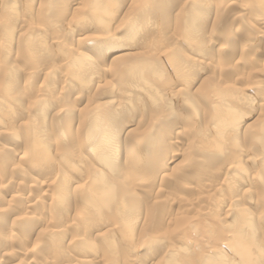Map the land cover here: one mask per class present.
Returning a JSON list of instances; mask_svg holds the SVG:
<instances>
[{
  "label": "bare ground",
  "instance_id": "bare-ground-1",
  "mask_svg": "<svg viewBox=\"0 0 264 264\" xmlns=\"http://www.w3.org/2000/svg\"><path fill=\"white\" fill-rule=\"evenodd\" d=\"M149 1L150 0H60V1L59 0L58 1L0 0V42H1L0 49L3 54V58L1 56L2 60H0V64L3 66L2 69H0V74L2 78L0 84L3 87L2 93H0V109H4L8 112L10 108H14L13 110L15 111L16 110L15 107L18 106L14 103L17 99L15 100V98H13L14 96H12V98L10 96V93L11 92L13 93V91H15L16 88L15 87L16 85L14 86L15 88L12 86L14 85L13 81L15 79V76L14 77L9 76L8 74L10 71L5 70V69L7 70L9 69L5 60L9 56V48L11 47L12 42H15L14 38L17 36L18 48L21 51V55L23 56L27 55V57L28 55L30 56L34 55V58H38L35 57L36 56L35 54H37L35 52H39V54L43 55V53L47 51L46 50L47 43H45L42 39L43 36L47 33V30H49V28H51V30H55V29L59 31L62 30L63 32L68 31V33L70 34L71 22L67 20V18L65 17V14L67 13L66 10L69 8L78 7L80 2H82V4L83 2H86V6L84 5L85 12L84 11L81 12L83 14H81L80 16L83 15V17L79 20L80 22L79 26L83 27V29L85 27L86 29L93 28V30L94 31L96 30V32H94L95 34H93V37L86 38L79 35L77 37V43L78 45H80V47L74 49L66 48L67 50L64 51L67 55L66 57L67 58L66 62L68 66L67 79H70V81L72 80V82L79 83V87L77 88V93H75V95L70 100L74 103V106L80 104L79 103L80 99H83L85 97V96L83 97V95H85L83 93L90 90L91 88L89 87L90 81L93 80L92 82L96 81V83H98L99 81L97 82V80L102 75L104 76V74H108V73L111 74L110 76L112 77V80H110L108 83L106 82L107 84L105 86H99L100 85L99 83H98L99 85L95 86L96 83L94 82L95 85L93 86H95L94 87L95 93L93 95V98L98 99L101 96H103L101 98L104 97L106 98L105 101L103 99V102L100 103L98 110L94 109L95 111L92 112L88 107L84 109H82V107L76 109L80 111L77 112L80 114L79 116L83 117V119L81 118L80 123L78 124L76 123V124L77 127L79 126V130L81 131V134L83 133L84 135V141L81 142V145L82 144L87 145V148L84 150V153L87 152V150L89 151V154L91 155L90 158L96 161L99 167H101L100 170L97 169L99 167L97 166L96 168L95 165L96 169H94L93 166V169H89V170L84 169L85 171H83V166H86V163H88L91 160L88 159L89 157L86 158L88 159V161H86L80 155H74L71 158H66L67 156L62 154V152H59L60 150H58L57 152L56 150H52L47 146V143L45 141L48 135L47 131L50 133H54V135L56 133L57 135H55V137L57 138L60 137L61 139L62 137H64L65 139L66 137L65 132L70 131L68 130L67 127L68 124L63 125V127L61 126L62 128L61 127L59 128L58 125L60 123H58L56 119H55L56 121L52 119L51 121L49 119L50 121L47 123L48 120L47 117L45 118L47 125L46 126L44 125V127L46 128V132L44 131V129H42L43 127L35 124L34 125L29 124L31 126L25 132L26 133L25 139L27 140V141L25 140L27 144L26 155L29 157L30 162L33 164L32 166H34L35 168L34 170L36 169L37 171L42 169L44 170L46 168H49L50 164H53L57 160H59L62 161V164H64L67 167L66 169L69 172V174L67 173V175L61 172L62 174L60 179L63 180L62 184L59 183V185H55L56 181L54 184L53 183L54 179H53L52 183L55 185V186L52 185L53 188L51 187V182L49 185V181L48 183H43L44 181L42 179L43 182L41 181V183H38L36 182V180L38 179L37 177L31 178V181L34 182L32 183L34 184V186H39L40 190L46 188L45 189L46 191L48 189L49 192L50 191L52 192L50 193L51 200L49 198L48 199L50 200V202L52 201L50 206L53 205L52 206L53 213H52V217L49 216V218L51 219H48L50 220L48 221V223L50 222L56 224L61 220H63L65 216L67 217L69 211L68 208L70 205H73V207L76 209L75 212L78 215V217H80L79 216L80 214H82V216H85V217L81 216L82 217L81 224L74 223L75 218L73 217L70 218L73 220V223L72 221H69L68 224H65V227L59 225V230L55 229L57 230V232H54L57 239L52 240L54 242V247L55 248H57V246L59 247L60 243L66 240V238L68 237L66 231L68 230L71 232L75 231L77 233V235L75 233L74 237L78 235L82 236L89 229H91V231L95 230L94 231L95 234H93V236L95 235L94 238H98V240L101 241H106L107 245L105 247L106 248L105 252L106 250L108 252H106L107 254L105 253L104 256H107V260H110L109 263L112 264V261L115 262V259L118 257V256L115 257L114 254L110 256V252L114 250L115 242H116V241L113 242L112 239H110V236L112 235L111 231L113 229V226L111 230L108 229L110 230L109 231L110 233L107 231L102 234L96 231L99 228L95 229L93 228V226L97 228V226L103 225L105 228L106 225L105 223H107L108 220L109 222L113 220L115 224L116 223L119 224L118 225L119 228L116 229H119L120 233H122L121 235H123V238L126 239V241L127 240L129 241L128 247H126L128 248V251L126 253L127 256L129 253L132 254L142 249L144 250L146 249L145 250V252L147 253L146 259L140 260L138 258L139 260H137L135 258L134 259L132 258L129 261L127 260L128 264H264V203H262L264 201L261 200L262 201L261 202L259 199L260 196H264V180L258 177H257L258 179L252 180L251 178H249V176L247 177H241L242 175L239 176V172H241L244 169L242 163L239 162L238 164V161L235 160L237 162L236 166L231 164L230 165L228 164L229 166L227 167L225 166V168L227 169L224 172L225 178L223 182L224 185L223 191L221 190L222 189L221 188L220 191L218 192L219 190L218 188L220 186H217L218 190L214 193L213 196L208 197L209 196L208 193L214 192L215 189L213 187V184H211L213 183L212 181L210 183L204 184L203 187H198L200 185L194 186L193 183L191 185L189 184L181 185L191 190V192L196 190L198 191L197 192L198 194L204 192V194L200 196V198L198 197L199 199H201L198 202L194 200L195 196L194 197L191 196L193 199L181 196L179 191L176 189L179 186L176 184L175 181H173V179L170 178V176H162L163 179L161 180V182L164 184L166 189H164L163 187V189H160V191L158 192L156 191L157 193L155 194L152 193L151 186H154V184H152L153 182L151 181L145 179L142 180L140 178L141 181L139 183V187L141 190H139V192L136 193L132 189L133 188L132 184L134 183V180L130 181L129 179H126L129 188L124 189V186L126 184L125 185L123 184L125 182H122L120 180L118 181L117 179L111 180L110 178L112 177L108 176L110 172L112 173L117 169L116 167H119V169L117 170L119 172L121 169H123L122 167H124L125 164L128 170H130V174L134 178H137L138 176L141 177L142 174L145 177L146 175L145 172L147 173L150 172L148 176L151 178L152 175L150 174H154L156 172L155 169L158 168L162 169L166 167L168 168L169 167L168 164H170L173 160H176L178 158L179 160H181L180 155L178 153H175L174 151L171 152V156L168 159V160L170 159L172 160V161L170 160V163L168 160L167 161L158 160L157 157L160 153L157 151L158 154H151L150 156L148 155V157L145 158V160H148V163H150L151 165L149 166L150 168L144 166L142 167V165H140L141 160L144 159L142 158L143 155H141L142 154L141 151H144V149L149 147V145H155V147L151 148L152 150H155L158 144L167 145L166 143L164 144L163 140L161 139H159L160 141L158 140L159 141L158 144L157 143L155 144L154 139H156L155 137L158 134H160L161 137L163 135H166L168 139L165 138L164 136L162 138L167 139L169 143L171 142L172 145L175 144L174 146H176V143L173 142V140L176 139V136L178 134L180 135L184 133L183 131L187 129L186 127L188 124L184 121V118L177 120L175 117L176 113L171 107V105L174 103V100H176L177 98L180 99L181 101L180 103H182V105H184L185 108L187 107L189 109L191 107L193 109V113H194L193 116H195L196 120L198 114L203 109L201 108V104L203 105L204 103V105H206L205 110L207 112H205V114L209 118V121L206 123L204 131H201V129L199 130L200 125L198 124L197 126L199 131L197 130L194 131H197L196 136H199L200 139L199 144L205 142L207 143L206 148L203 147L202 152L203 151L205 152V157L208 160V164L211 163L210 161L216 160V157H218V159L220 160V157L222 156L219 157V153L223 151H227L228 147L237 144L240 135H244V140H246V142L249 143V145L250 144L254 145L255 142H259L257 144L258 146L257 145L256 146L258 147L260 154H262L263 156L261 160H263L262 163L264 164V142H263L264 115L261 118L259 117V123L257 127L258 132L256 134L254 133L255 134L254 135L252 134V132H254L256 128L251 127L249 125H245L244 123H246L245 119L247 118V115L244 116L243 111H239V110H244L245 112L246 107H251L252 109L254 108L259 109L262 105H264V103L260 101L257 104L251 101L250 99H248L246 97L247 94H245L247 88H244L246 89V91L244 92L243 88L242 89L237 88L238 85L231 84V82L229 83L227 81L228 83L226 82L224 83L220 81V83H218L217 79L215 80L214 75L213 77H211V79L210 78H206L205 80L200 79L202 76L201 74L204 71H206V69L213 67V63H214V61L207 56L209 52L206 51H212V48L215 47V45L213 46L211 44V33H209V35L208 34L206 35V32L204 33V31H206L205 28H207V27L204 28V25H206L205 21L207 19L206 20L204 19V21L202 20L203 18L202 15L204 16L206 15L204 13L208 12L207 15L212 14V12L210 13L209 11L205 12L209 7L207 6V3L203 4L201 0H188V2H185L184 0L185 3L183 4V2L181 1L183 4L182 7L183 10H181L182 13L179 10L180 14L177 17L174 16L177 18L176 20H174L176 27L174 29L173 34L166 37L164 36L166 35L165 32L164 33L162 32L163 30L158 31L157 29L158 26L156 25L157 26L156 28L154 26L155 21H159L163 18L161 20L163 22V20L167 18L165 17L166 14H163V12H160V10L157 8V5L160 4V1L159 2H152V1L149 2ZM253 1L256 2V5L258 6V8H260L259 10L261 12V8L264 6V0H253ZM124 2L128 3V6L126 8L124 6ZM160 6L163 7L162 5ZM262 11L264 12V9ZM59 12H61V14L60 15L57 14V17H61V18L55 17V14ZM126 14L128 15L127 19H126ZM118 15L120 16L124 15V16L123 18L118 17L121 19H117L116 16ZM216 16L218 17L219 15ZM217 17H215L216 21L218 20ZM209 18L211 19V17ZM42 19L44 21L48 20L49 22L45 23L43 22ZM139 19L143 21L148 19L150 23L141 24V22L139 23ZM199 19L200 21L198 22ZM215 20H213L214 23ZM81 22L82 23L85 22L86 24L81 25ZM207 22H208L207 25H209V20H207ZM163 23L165 24V22ZM212 25L211 26L209 25V28L212 27ZM214 26H216V24ZM251 28H252L251 29L252 32L255 35V38L264 39V23L260 22L258 25H256V27L254 26ZM211 29L212 28H210V30ZM86 31H82L81 33ZM88 31L92 32V30H88ZM56 35L57 34L55 32L54 36ZM129 35H132V38L130 39V44L126 45L127 42L129 41ZM230 39L231 38L227 36L225 41H230ZM55 43L57 44V42ZM50 45H52V42ZM60 46H59L60 50L58 52L62 51L65 47L64 45H60ZM50 49L51 48H49V51ZM213 52L216 53L217 56H220V54H224L225 49L222 48V46L220 47L216 46L215 48H213ZM20 57L19 59H21ZM61 60L63 59L61 58L60 61ZM54 61L52 59L51 62L53 63ZM220 64L222 65V63ZM53 66L56 67L55 65ZM31 69H33L34 73H36L35 75L32 76L37 77L36 75L40 71L38 66L37 68H31ZM62 69L63 68H61V70ZM221 69L224 70V67ZM210 70H212V68ZM230 70L232 71V69ZM169 71H174L175 76L173 77L176 78L181 74L183 78H181V81L177 80L178 83H176V81L173 84L167 82L169 83L168 84L169 87L167 88V90L163 91V87H164L163 82H165L166 84V81L164 80L165 79L171 80L172 78L171 73L168 76ZM222 71L218 70L216 72L214 69L212 73L217 74L218 72H220L221 74ZM21 74L20 76H22ZM61 74L63 76V73ZM236 74L237 72L235 73V75ZM29 76L30 75H28V77ZM41 76L43 77L44 85H50V86L52 85L53 76H50L49 72H44L43 74H41ZM53 84H55V82H53ZM69 86L70 85L67 84L64 88H62L64 93H66V91H68L69 93V88H68ZM52 88L55 89L54 86ZM20 90L18 89V92ZM21 93L22 92H20V94ZM99 93H101L100 94L101 96H99ZM36 94L35 95L38 97V93ZM43 94L45 95V93ZM51 94L53 93L51 92ZM63 95L62 97L65 98L66 95L65 96ZM47 96L49 97V95ZM52 98L54 99L53 96ZM20 99L22 100V98ZM30 99L31 98H28L29 101ZM46 99L42 100L38 97L37 100V98H35L36 102L32 107V109H30V105H28L29 107L27 106L29 109H27L26 112L24 113L25 116L28 115L29 117L30 116L33 118L35 117L36 119L37 111H35V109H37L38 104H41L43 102L42 104L43 107L47 106L48 110L51 108L58 109L59 111L57 112L58 114H61V116H63L64 118L69 117L68 119H70V121L73 120L72 117L75 112L74 106H70L73 107L70 109L64 107L65 103L63 104L61 103L63 106H60L59 100H57L56 98L54 101L46 100ZM84 99H86V97ZM89 99L87 98L86 101ZM67 100H69V97L67 98ZM63 101H65V99ZM72 102L70 104H72ZM196 102L201 109L198 110L199 106L196 104ZM230 102L233 103L234 106H232ZM31 103L32 100L30 104ZM195 104L197 105V107H194ZM102 108L105 109L107 108L111 112L106 115L107 112L101 110V112L103 113L106 112L105 115H103V113L99 112V110ZM146 109L147 110L149 109L150 111L152 110V112L149 115H147V117L149 116L147 121H145ZM14 113L12 114V116L10 115L12 119L15 118L13 116ZM132 115L140 116L139 117L140 121L136 124L138 128L135 127L134 128L135 130L137 129L140 130V128L142 130L139 136H131L134 137L133 138L134 141L121 138L120 135L122 131L120 132L112 131V128L116 129L115 125L121 122L118 121L117 116L122 118L128 116L127 118H129V116L132 117ZM45 116L47 115L45 114ZM33 118L31 120H34ZM37 124H39V122H37ZM130 124L131 126H134L133 125L134 123H132L131 120L124 122L122 129L125 130L127 127H129ZM139 124H143L141 125L143 127H141ZM98 126H100L101 128H98ZM4 128H5L4 125L0 122V132L3 134L6 133V135H8L7 132L4 133L1 131V129L3 130ZM194 128L196 129V127ZM182 129L183 131L179 133ZM21 130H23V128ZM130 132L132 131H129V134ZM124 135L126 136L127 133ZM8 137L16 140L15 139L16 137L14 135H10V136L8 135ZM73 137L74 136L72 135V138ZM187 138L189 137L187 136ZM77 141L78 142H76V144L79 143V140ZM81 145L79 147L82 150ZM193 145L194 144H191V146ZM199 150L198 152H200ZM21 152H19V154ZM4 154L5 155L2 158L3 162L1 164L6 165V162L9 161L8 158H10V156L8 157L9 153L8 154L4 153ZM184 154L185 153H182L181 155ZM185 158L182 157V160H184ZM24 159H26V157H24ZM252 159L253 158H251V160ZM182 160L180 162H182ZM199 164H201V162ZM175 166L176 165H174L173 167ZM3 167L5 168L6 166ZM17 167H18L17 168L18 172H21L22 169L21 168L19 169V166ZM6 168L8 169L9 166L7 165ZM178 168L182 169V165H179ZM250 169L248 171H250ZM262 169L264 170V168ZM55 172H53V175ZM118 174H120V172ZM124 174L121 173V175ZM72 175L74 176L72 177ZM116 175L117 173H115L114 176L116 177ZM178 175L181 176L180 173ZM82 176L83 178H81ZM117 177H119V175ZM175 177L177 176H173V178ZM123 178H125V175ZM149 182L150 184H148ZM252 185H254L255 193L257 194V196L256 194L253 195L254 194L252 193L253 191H249V189L254 190ZM73 187L76 188L77 190L74 189V191H72ZM160 188H162V186H160ZM45 190L43 191L45 192ZM41 193H39V195H41ZM40 199L41 198H39L37 201L39 202L40 206L42 205L41 206L42 208L44 203H41ZM199 205H203V207L200 208L199 211L197 210L198 216L193 217L194 216L193 215L189 219L184 216L185 214L191 213L193 209L198 208ZM32 208L33 205L31 204V202L23 203L22 210L25 213L27 210L31 211ZM35 218L37 220L40 219L36 216V214L34 217H32V220H34ZM158 220L161 221L159 226L157 223ZM139 222L141 223L140 224L141 227L139 230H136V228L140 226ZM46 223L47 222H45V224ZM95 223H97V226H95ZM110 223L114 225L112 221ZM165 223L167 224L169 223L171 225L174 224V226H172L174 231L171 235L167 234L163 230H159V228H161V226L163 227ZM54 226L55 225H53V227ZM46 229H48V227ZM116 229L115 230L113 229L114 232H116ZM155 229L156 231L153 232V230ZM169 230H171V228ZM48 232H50V230L47 231V234L44 232L45 236L49 235ZM135 232H137L138 234L136 235ZM118 233L119 232H117V234ZM187 233L190 236H193L194 238L195 237L198 238L199 236L201 237L199 233L202 234L204 243L202 245L199 243L194 244V242L192 243L190 240L185 239V237L188 236ZM51 234L54 235L52 230H51ZM51 234L49 236H51ZM51 237L55 238L54 236ZM82 237L79 236V239ZM89 238L90 236L88 237V241L90 240ZM1 239H2V235L0 234V240ZM71 240H72L70 241L71 243L74 242L73 239ZM121 242L125 243V241H121ZM51 244L53 243L51 242ZM58 250L60 249L58 248ZM159 251H160V255H159L160 257H158V259L156 260L155 257L156 255L158 256L157 253ZM122 252L124 253V251ZM63 255L68 256L67 252H64ZM87 258L88 257L86 258L82 257L80 260L77 259L76 260L78 264H93V262H91L93 260L91 259L87 260ZM69 260H71V258ZM68 263L71 264V262Z\"/></svg>",
  "mask_w": 264,
  "mask_h": 264
},
{
  "label": "rangeland",
  "instance_id": "rangeland-1",
  "mask_svg": "<svg viewBox=\"0 0 264 264\" xmlns=\"http://www.w3.org/2000/svg\"><path fill=\"white\" fill-rule=\"evenodd\" d=\"M56 1H58V0H56ZM151 1L152 2H159L160 1V4L157 5V8L160 10V12H163V14H166V16L165 15L164 16L167 17L166 18L167 20L169 19L168 21L166 19H164L167 22L163 20V22H165V24L161 21L163 18L161 20H159L160 22L159 21H155V24H154L155 28L158 26L157 27L158 31L159 30H163L162 32L163 33L165 32L166 35H164V36H166V37L172 35L173 32H174V29L176 27L174 20L177 19L176 17L180 14V11L183 10V8H182L183 4L185 2H188V0H185V2H184V0H177V3H176V0H166L167 2L164 1V0L163 1L162 0H155V1L150 0L149 2H151ZM181 1L183 2V4H182ZM201 1L203 2V4L207 3V6H209L205 12H207V11H209L210 13L212 12V14H208V15H207L208 12L204 13L206 15L205 16L202 15L203 18L201 17L203 21H204V19L205 20L206 19L209 20V25L210 26L213 24L212 27H210L213 30L212 29L210 30L209 25H207L208 22L206 20L205 21L206 25H204V28L205 27H207V28H205L206 31H204V33L206 32V35L207 34L209 35V33H211V44L213 46L215 45V47L216 46L217 47L222 46V48L225 49V52H224V54H220V56H217L216 53L213 52V48H215V47L212 48V51H206V52H209L207 54V56L209 58H211V60H213L214 63H213V67H211L212 70H210L211 68L206 69V71H204L201 74L202 76H201L200 79H202V80L203 79L205 80L206 78H210L211 79V77H213V75H214L215 80L217 79L218 83H220V81L224 82V83L225 82L226 83H228V82L230 83L231 82V84L238 85L237 88H241V89L243 88L244 92L246 91V89H244V88H247V91L245 92V94L248 95V96L246 95V97L248 99H250L251 101H253V102L257 103V104L260 101H262V103H264V100H263L264 99V39L255 38V35L252 32V30H251L252 29L251 27H254V26L256 27V25H258L260 22L264 23V15H263L264 12L262 11L264 9V6L261 8V12L263 13L262 14L260 12V10H259L260 8H258V6L256 5V2H254L253 0H229L230 3L233 2L234 4L233 3L230 4L228 0H211V1L210 0H206V1L201 0ZM252 1H253V3H252ZM166 4H168V5H166ZM84 5L86 6V2H83V4H82V2H80L78 7H76V8L73 7V8H69V9L66 10L67 13L65 14V17L67 18V20H69L71 22L70 34L68 33V31H65L66 32L65 33L62 30H60V31L56 30V29L55 30H51V28H49L50 26L48 27L49 30H47V33L45 34L46 36L44 35L43 39H42L45 43H47L46 47L48 49L46 48L47 51H45L43 53V55L39 54V52H35V53H37V54H35L36 55L35 57H38V58H34V55H31V56L28 55V57H27V55L26 56L21 55V51L18 48L17 36L16 37L14 36L15 37L14 38L15 42H12V45L9 48V56L5 60L8 68H9L8 70L7 69H5V70L6 71H10L8 75L11 76V77L15 76V79L13 81L14 85H12L13 87L16 85L15 86L16 88L14 87L15 91H13V93H15V94H13L11 92L10 96H11V98H12V96H14L13 98H15V100L17 99L14 103L16 105H18V106L17 107L12 106V107H15V109H16L15 111L13 110L14 108H10L8 112L6 110H4V109H0L1 110L0 111V122L5 127L3 130L1 129V131L4 132V133L7 132L9 136L10 135H14L16 137V138L14 137L16 139V140H14V139L9 138L8 135H6V133L3 134V133L0 132V232H1L0 234L2 235V239L0 240V264H61V263L62 264H69L68 262H71V264H73V263L74 264H78L77 260H80L82 257L83 258L88 257L87 260H90V259L93 260V261H91V262H93V264H96L97 262H98L97 264H105V263L106 264H110L109 263L110 260H107V256H104L105 253L108 252L107 250L105 252V249H106L105 247L107 245L106 241H101V240H98V238H94L95 235L93 236V234H95V232H94L95 230L91 231V229H89L90 230V231L88 230L89 233H88V231L85 232L84 234L81 233V234H83L82 235L83 237L81 235H78V236H76L77 238L74 237L75 233H76L75 231L71 232V231L68 230V231H66L67 236H68L66 238V240H64L62 243H60L59 247L58 246H57V248L54 247V242L52 240H56L57 239V237L55 236L54 232H57V230H59V225L60 226L62 225V227H65V224H68L69 221H72V223H73V220L70 219V218H73V217L75 218L74 219V223L81 224L82 217H85V216H82V214H80L79 215L80 217H78V215L75 212L76 209L73 207V205H70L68 210L69 211L71 210V211L70 212L68 211V216H67L68 218L65 216V218L63 220H61L62 222L61 221L58 222L59 224L58 223H56V224L55 223H50V222L48 223V221H50L48 219H51V218H49V216L52 217V213H53L52 212V210H53L52 206L53 205L50 206V204L52 203V201L50 202V200H51L50 193H52V192L51 191L49 192L48 189L46 191L45 190L46 188L43 189V190H45V192L43 190H40L39 186H34V184H32L34 182L31 181V178L37 177L39 180L36 178L37 179L36 182H38V183H41L42 179L44 181V182L42 181L43 183H48V181H49V185H50V182H51V187L53 188V186L59 185V183L60 184L63 183V180L60 179L61 178V174L63 173L65 175H67V173L69 174V172L66 169L67 167L64 164H62V161H59V160L56 161L57 163L55 162L53 164H50L49 168H46L44 170L43 169L42 170H38V171H37V169L34 170L35 168H34V166H32L33 164L30 162L29 157L26 155V149H27L26 148L27 147L26 141L27 140L25 139V136H26L25 132L29 129V127L31 125H34V124L35 125H40L41 127H43L42 129H44V131L46 132V128L44 127V125L46 126L47 123L52 119L54 121L57 120L58 123H60L58 125L59 128L61 126L63 127V125L68 124L67 127H68V130H70V131L65 132V135H66L65 139H64V137H62L61 139H60V137L57 138V137H55V135H57L56 133L54 135V133H50V132L47 131L48 135H47L46 140H45L46 143H47V146L50 149H52V150H56L57 152H58V150H60L59 152H62V154L67 156L66 158H71L74 155H80L86 161H88V159L89 160L91 159L90 158L91 155L89 154L88 150H87V152L84 153V150L87 148V145H84V144L81 145V142L84 141V135H83V133L81 134V131L79 130V126L77 127V124L80 123L81 118L83 119V117L79 116L80 114L77 113L79 110H76V109H79L81 107H82V109H84V108L88 107L90 109V111H92V112L95 111L96 109L98 110L100 103L103 102V99L105 101L106 98L105 97L101 98L103 96H101L100 95L101 93H99V96H101V97L98 98V99H96V98L94 99L93 98V95L95 93V88L94 87L99 85V84H100L99 86H105L110 80H112V77L110 76L111 74H109V73L108 74H104V76L102 75L97 80V82L99 81L98 82L99 84L96 83V81H94L96 83V85H95L94 82H92L93 80L90 81V83H89V87H91L90 90L86 91L87 93L86 92L83 93L85 95L82 94L83 97L84 96L86 97V99L90 98L91 99V100L89 99L90 101L89 100L86 101V99H84L85 98L84 97L83 99H80V102H79L80 104L74 106V103L70 100L75 95V93H77V88L79 87V83L78 82H72V80L70 81V79H67V77H68V66H67V62H66L67 61V58H66L67 55H66V53L64 51L67 50L66 48H68V49L73 48L74 49V48L80 47V45H78V43H77V37L79 35L82 36V37H86V38L87 37H93V34H95L94 32H96V30L94 31L93 28H91V29L87 28L88 30H92V32H91V31H88L86 29V27L83 29V27L79 26L80 25L79 24L80 23L79 20L83 17V15L80 16L81 14H83L81 12H83L85 10V6ZM129 5H130V3H129ZM160 5H162L163 7H161ZM124 6L126 8L128 6V3L124 2ZM218 6H219V8H218ZM58 8H60V7H58ZM77 8H79V9H77ZM177 10H178V13H177ZM237 11H239V12H237ZM181 13H182V11H181ZM57 14L60 15L61 12L56 13L55 17H57ZM216 15H219V16L217 17ZM123 16L124 15H122V16L118 15L116 17H117V19H121V18H123ZM127 16L128 15L126 14V19H127ZM174 16H176V17H174ZM118 17H121V18H118ZM209 17H211V19ZM215 17H217V19H218L217 21L215 20L216 19ZM57 18H61V17H57ZM220 18H222V19H220ZM213 20H215V23H214ZM199 21H200V19L198 20V22ZM43 22L46 23V22H49V21L48 20L47 21L43 20ZM140 22H141V24L150 23V21H148V19L144 20V21L139 19V23ZM82 24H86V23L85 22L84 23L81 22V25ZM215 24H216V26H214ZM161 27H162V29H161ZM81 28H82V30H81ZM142 29H144V28H142ZM82 31H86V32L81 33ZM55 32L57 34L56 36H54ZM227 36L231 38L230 41H225ZM55 38H56V40H55ZM131 38H132V35H129V41L127 42L126 45L130 44V39ZM255 39H257V40H255ZM51 42H52L53 46L50 45ZM55 42H57V44ZM60 43H62V44H60ZM0 44H1V42H0ZM3 44H5V43H3ZM60 45H64L65 47H64L63 50L61 49L62 51L58 52L60 50V47H61ZM49 48H51L50 51H49ZM57 48H59V49H57ZM44 54H45V56H44ZM57 54H59V55H57ZM1 56L3 58V54H2V51L0 49V60H2ZM19 57L21 59H19ZM43 57H45V58H43ZM60 57L63 60L60 61V59H61ZM52 59H53V61L55 59V61L53 63L51 62ZM29 61H30V63H29ZM216 61H218V62H216ZM219 62L222 63V65L224 67V70L221 69L223 67H222V65ZM56 64H58V65H56ZM216 64H218V65H216ZM53 65H55L56 67H54ZM37 66H38V68L40 69V71L42 73L39 71L37 73V75H36L37 77H34L32 75H35L36 73H34V70L31 69V68H37ZM46 66H47V68H46ZM59 66H60V68H59ZM2 67L3 66L1 65L0 69H2ZM52 68H54V69H52ZM61 68H63L64 70L63 69L61 70ZM214 69H215L216 72L218 70L219 71L223 70V71H222L221 74H220V72H218L217 74L216 73L213 74L212 71ZM230 69H232L233 72ZM228 70H229V72H228ZM12 71H13V73H12ZM44 72H49L50 76H53L52 77L53 78V82H55L56 85L53 84V82H52V85L54 86L55 89L52 88L53 87L52 85L50 86V85H44L43 84V77L41 76V74H43ZM236 72H237V74L235 75ZM17 73L19 74V76L22 73L21 74L22 76L19 77ZM61 73H63V76H62ZM170 73L172 75V78H171V80H166V79L164 80V81H166V84H165V82H163V85H164L163 91L167 90V88L169 87L168 86L169 83L173 84V83H175V81H176V83H178V81H181V78H183L181 74L179 76H177L176 78L173 77V76H175L174 71H169L168 76H169ZM28 75H30L32 77H30V76L28 77ZM106 75H108V76H106ZM110 77H111V79H110ZM1 79L2 78H1V74H0V83H1ZM106 79H108V80H106ZM100 80H101V82H100ZM249 80H250V82H249ZM102 82H104V83H102ZM167 82H169V83H167ZM67 84L70 85L68 87L69 88V93H68V91H66V93H64L62 88H64ZM90 84H91V86H90ZM93 85H95V86H93ZM2 88L3 87L0 84V93H2ZM31 88H32V90H31ZM45 88H46V90L49 88L50 91L48 89L47 90L48 92H47L45 90ZM18 89L19 90L21 89V90L18 92ZM25 90L26 91L28 90V91L26 92ZM54 90H55L56 93L54 92ZM20 92H22L23 94L21 93L22 94L21 95ZM51 92L53 94H51ZM36 93H38V97L40 99H42V100H45L47 98L46 100L54 101L55 98H56L57 100H59V105L60 106H63L62 105L63 103H65L64 107H66V108H70L71 109L73 107H70V106H74L75 112H74V115L72 117L74 121L73 120L70 121V119H68L69 117L68 118L67 117L64 118L63 116H61V114H58L57 113V112H59L58 109L51 108V109L48 110L47 106L43 107L42 106L43 102L41 104H38L37 109H35V111H37L36 119H35V117L33 118V117L30 116L31 119L32 118L34 119V120H31L28 115L25 116L24 113L26 112L27 109H29L28 105H30V109H32V107L34 106V104L36 102L35 98H37V100H38V97L36 96L37 95ZM40 93H41V95H40ZM43 93H45L46 96ZM57 93H59V94H57ZM33 94L34 95L36 94L35 98H34ZM27 95H28V97H27ZM47 95H49V97ZM62 95L63 96L66 95V97L64 98V97H62ZM82 95H81V97H82ZM23 96H25V97H23ZM52 96L54 97V99L52 98ZM68 97H69V100H67ZM20 98H22V100ZM28 98H31L30 101L28 100ZM9 99H10V97H9ZM62 99L63 100L65 99V101H63ZM31 100H32V103L30 104ZM66 100H67V102H66ZM70 101L72 102V104H70L71 103ZM91 102H92V104H91ZM180 102H181L180 99L177 98L176 100H174V103L171 105V107L173 108L174 112L176 113L175 117H176L177 120H179L181 118H184V121L188 124L187 127H186L187 129H185L184 131L182 129L179 133H181L182 131L184 133H182L180 135L178 134L176 136L177 140L176 139L173 140V142L176 143V146H174L175 144L172 145L171 142L169 143V141L167 140L168 137H166V135H163V136L165 138H167V139H165V138L163 139L162 138L163 136L161 137V135L158 134L159 136L157 135L155 137L156 139H154L155 140L154 141L155 144L156 143L158 144L159 141H160L159 139H161V140H163L164 144L166 143L167 145H159L158 144L157 145L158 147L156 146V149H158V150H156V149L152 150L151 148L155 147V145H149V147H147L149 149L146 148L147 150L144 149V151H141V153H142L141 155H143L142 158H144V159L141 160V164L140 165H142V167L143 166L144 167L151 166L150 163H148V160H145V158L148 157V155L150 156L151 154H158L157 151L160 153L158 155V157H157L158 160L167 161L170 158L172 151H174L175 153H178L180 155V159L181 160H182V157L183 158L186 157V158L184 160H182V162H180L181 160H179V158L176 159V160H173V161L170 159L172 161L171 163H170V160H168L169 163H170L168 165L171 168H169V167L167 168L166 167V168H162V169L161 168L155 169L156 172L154 174H150V175H152L151 178L148 176L150 172L149 173L145 172L146 173L145 177L142 174L141 177L138 176L137 178H134L130 174V170H128L127 166L124 164V167H122L124 170L121 169L119 171L120 174H118L119 172L117 171L119 169V167H116L117 168L116 170L114 169L116 172L114 171V172H112V173L110 172L108 174L109 177H112V178H110L111 180H116L117 179L118 181L120 180L122 182H125L123 185L126 184L127 186L125 185L124 189L125 188L126 189L129 188V185L127 184L126 179H129L130 181L134 180V183L132 184V186H133L132 189L136 193H138L139 190H141L140 187H139V183H140L141 179L142 180L145 179V180L153 182L152 184H154V186H151V189H152V193L155 194L158 191H160V189H163V187H164V189H166L164 184L161 182V180L163 179L162 176H170V178L173 179V181H175L176 184L180 187V188L177 187L176 189L179 191L181 196L188 197V198H192V197L195 196L194 200L197 201V202L199 200H201L199 198H200V196H202L204 194V192L201 193V194H198L197 190L191 192V190H189V189H187V188H185V187H183L181 185H184V184L191 185L193 183L194 186L195 185H200L198 187H203L204 184L210 183L212 181L213 183H211V184H213V187L215 188L214 192H210V193L207 192V193L209 195L208 197L213 196L214 193L218 189H219L218 192L220 191L221 188H222L221 190L223 191V188H224L223 182H224V178H225L224 177V174H225L224 172L227 169V168H225V166L227 167L230 164L236 166V163H237L236 161H238V164H239V162L242 163V166L244 167V169H243L244 171L242 170L241 172H239V176L240 175H242L241 177L249 176V178H251L252 180H255V179H258V178L264 180V170L262 169V168H264V164L262 163L263 160H261L263 158V156H262V154H260V152L258 150V147H257L258 146L257 144L259 142H255L254 145L253 144L249 145V143H247L246 140H244V135H240L239 136L240 138L237 141V144L232 145V146L229 145L230 147L227 148V151H223V152L219 153V157L220 156L223 157L225 155L223 158L220 157V160H219L218 157H216L217 161L216 160H212V161H210L211 163H209L210 164L209 165L208 164V160L205 157V152L204 151L202 152L203 147L206 148L207 143L205 142V143L199 144V140H200L199 136H196L197 131H199L200 129H201V131H204L206 123L209 121V118L205 114V112H207L205 110L206 109V105H204V103H203V105L201 104V108H203L201 110L202 113L200 111V113L198 114L197 120H196L195 116H193L194 115L193 109L191 107L189 109L187 107L185 108V106L182 105V103H180ZM95 103H96V105H95ZM196 104H197V102H196ZM196 104L194 105V107H197L198 104L197 105ZM231 105L234 106L233 103H231ZM262 106L259 109H257V108L252 109L251 107H246L245 108V110H246L245 112H244V110H239V111H243L244 116L247 115V118L245 119L246 123H244V124L256 128L254 130V132H252V134H254V133L256 134L258 132L257 127H258V123H259V117L261 118L264 115V105H262ZM174 107H176V108H174ZM201 108L199 106L198 110L201 109ZM82 109H80V110H82ZM106 109L102 108V109L99 110V112H101V110L102 111H106L107 113L106 112L105 113L107 115L111 111H109V109H107V110ZM18 111H19L20 114L18 113ZM41 111H43V112H41ZM151 112H152V110L150 111L149 109L148 110L146 109V111H145V113H146L145 114V116H146L145 121L148 120L149 116L147 117V115H149ZM259 112H261V113H259ZM13 113H14L13 116L15 117L14 119H12V117H11ZM101 113H103V112H101ZM105 113H103V115H105ZM45 114L47 116H45ZM200 114H202L203 116L200 115ZM127 117L128 116H125L124 118H122V117H118L117 116L118 121H121V122H119V123L117 122L118 124L115 125L116 129L112 128V131H116V132L122 131V133L120 135L121 138H125L126 140L134 141L133 140L134 137H131V136H139L140 132L142 131L141 128H140V130L139 129L135 130V128H138V126L136 124L140 121V118H139L140 116L139 115H135V116L132 115V117H130V116H129V118H127ZM40 118H42V119H40ZM45 118L48 119V120L46 119L47 123L45 121ZM79 118H80V120H79ZM65 119H68V120H65ZM129 120H131L132 123H134L133 124L134 126H131V124H130L129 127H127L125 130L122 129L123 123L127 122ZM34 121H36V122H34ZM37 122H39V124H37ZM70 123H71V125H70ZM29 124H31V125H29ZM197 124L200 125L199 126V130H198ZM139 125L141 126L143 124H139ZM245 125H244V127H245ZM69 126H70V128H69ZM141 127H143V126H141ZM194 127H196V129ZM6 128H7V130H6ZM22 128H23V130H21ZM98 128H101V127L98 126ZM188 128H189V130L190 129L191 130L189 131ZM194 130H197V131H194ZM129 131H132V132H130V134H129ZM137 132H138V134H137ZM126 133H127L128 136L124 135ZM72 135L74 136L73 137L74 139L72 138ZM187 136L189 138H187ZM49 137H51V138H49ZM78 137H79V139H78ZM23 139H24V141H23ZM76 139L79 140L80 144L79 143H77L78 145L76 144V142H78ZM75 140H76V142H75ZM263 140H264V137H263ZM4 141H5V143H4ZM191 144H194V145L191 146ZM195 144H196V146H195ZM80 145H81L82 150L79 147ZM74 146H75V148H74ZM83 146H84V148H83ZM168 146H169V148H168ZM199 147H200V150H199ZM239 147H241L242 149L239 148ZM255 147H256V149H255ZM195 149H197V150H195ZM165 150H166V152H165ZM198 150L201 153L198 152ZM153 151H155L156 153L153 152ZM195 151H197V152H195ZM19 152H21V153L19 154ZM180 152L185 153V154L181 155L182 153H180ZM4 153H6V154L9 153L8 157L10 156V158H8L9 161L6 162V165L1 164L3 162L2 158L5 155ZM222 153H223V155H222ZM84 154H86V155H84ZM255 156H257V157H255ZM24 157H26V159H24ZM87 157H89V158L86 159ZM224 158H225V160H224ZM251 158H253L254 161H253V159L251 160ZM90 161H89L90 163L89 162L86 163V166H83V171L89 170V169H93V166H94V169H96L97 166L99 167V165L96 163V161L94 159H91ZM200 162H201V164H199ZM90 164H92V165H90ZM173 164L176 165V166L173 167L174 166ZM7 165L9 166L8 169L6 168ZM95 165H96V168H95ZM179 165H182V169L178 168ZM190 165H191V167H190ZM3 166H6V167L4 168ZM17 166H19V169L20 168L22 169L21 172H18V170H17L18 167ZM89 166H90V168H89ZM233 167H231V168H233ZM248 168L249 169L251 168L250 171H248L249 170ZM54 169L55 170L57 169L56 172H55ZM58 169H60V170H58ZM97 169L100 170L101 167H99ZM53 172H55L54 175H53ZM115 173H117L116 177L114 176ZM121 173L122 174L125 173L124 174L125 178H123L124 175H121ZM179 173H180L181 176L178 175ZM243 173H244V175H243ZM118 175H119V177H117ZM73 176L74 175H72V177ZM173 176H177V177L173 178ZM81 178H83V176ZM147 178H149V179H147ZM136 179H137V181H136ZM52 180H53L54 184H55V181H56L55 185L52 183ZM185 182H187V183H185ZM155 183H156V185H155ZM148 184H150V182ZM160 184H162V185H160ZM31 185H33L34 187L31 186ZM160 186H162V188H160ZM217 186H220V187L217 189ZM252 186L254 188V185H252ZM74 189H76V188L73 187L72 191H74ZM41 191H42V193H41ZM249 191H253L252 192V193H254L253 195L256 194L255 193V188H254V190L253 189H249ZM39 193H41V195H39ZM46 194L48 195V197H47ZM43 196L46 199H44ZM256 196H257V194H256ZM12 197H13V199H12ZM261 197H262V199H261ZM39 198H41L40 199L41 203H44V204L47 203L49 205H47V204L44 205L43 204L44 208L43 207L41 208L42 205L40 206L39 202L37 201ZM259 199H260V201L261 200L264 201V196H260ZM26 202H31V204L33 205V208L31 209V211L27 210L26 213H25L22 210V206H23V203H26ZM36 202H37V204H36ZM48 202H50V203H48ZM262 203H264V202H262ZM45 207H47V208H45ZM202 207H203V205H199L198 208L193 209L192 212L189 213L190 215L189 214H185L184 216L186 218H188V219L191 216H193V215H194L193 217H196V216H198V211ZM40 210H41V212H40ZM194 212H196V213H194ZM34 213L40 219L37 220L35 218L34 220H32V217L35 216ZM44 216H45V218H44ZM77 221H79V222H77ZM111 221L114 223V225H112V223H110ZM111 221L109 222V220H108V222L105 223L106 225L109 224L107 226L105 225V228H104L103 225L97 226V223H95V226H97V228L94 227V226H93V228H95V229L99 228L96 231H98V233L100 232L101 234L104 233V232H107V231L109 232L112 229V226H113L114 230L116 228H119V226H118L119 224L118 223L115 224V222L113 220H111ZM45 222H47L46 223L47 225L45 224ZM141 222H143V221H141ZM160 222L161 221L158 220V222H157L158 226H159ZM51 224L55 225L54 227H56V228H54L53 225H51ZM140 224L141 223L139 222V225ZM166 225H167V227H166ZM114 226H116V227H114ZM172 226H174V224L171 225L169 223L168 224L165 223L163 227L161 226V228H159V230H163L167 234L171 235L173 233V231H174ZM47 227H48V229H46ZM140 227H141V225L139 227H137L136 230H139ZM170 228H171V230H169ZM55 229H57V230H55ZM78 229H79V227H78ZM108 229H110V230H108ZM113 229L111 231L112 235L110 236V239H112L113 242H115V241L116 242H115V247H114L115 251L113 250L112 252H110V256L114 254L115 257H117V256L118 257L115 259V262L112 261V264H121V263L125 264L129 260H131L132 258L133 259L135 258L137 260L146 259V257H147V253L145 252L146 249L145 250L142 249V250L137 251V252L132 253V254L129 253L130 255L128 254V256H127L126 253L128 251V248H126V247H128V244H129L128 242L129 241L128 240L126 241V239L123 238V235H121L122 233H120L119 229H116V232H114ZM48 230H50V232H48L49 235L51 234V230H52L54 235L51 234V236H54L55 238H53V237H51L49 235L45 236L44 232L47 234ZM154 231H156V229L153 230V232ZM117 232H119V233L117 234ZM135 234L137 235L138 233L135 232ZM76 235H77V233H76ZM187 235L188 236H186L185 239L190 240L192 243L194 242V244L199 243V244L202 245L204 243L203 242L204 239L202 238V234H200V233H199V235H201V237L197 236L198 238L195 237L196 239L193 236H190L188 233H187ZM79 236L82 237L83 239L82 238L79 239ZM87 236L88 237L90 236L89 239L91 241L90 240L88 241V237ZM121 237H122V239H121ZM71 239H73L74 242L77 241L76 243H78V244H76L74 242H72V243H74L75 245L72 244L70 242V241H72ZM81 239H82V241H81ZM50 241L53 244H51ZM121 241H125V243L121 242ZM122 246L123 247L125 246L124 247L125 249ZM58 248L60 250H58ZM89 249H91V250H89ZM60 251H61V253H60ZM118 251H119L120 254L118 253ZM122 251H124V253ZM64 252H67L68 256H64L63 255ZM69 253H70V255H69ZM157 254H158V256L156 255V257H155L156 260L158 259V257H160L159 256L160 255V251ZM72 255H74V256H72ZM119 255H120V257H119ZM97 257H99V258H97ZM70 258H71V260H69ZM43 260H44L45 263L43 262ZM66 261H68V262H66ZM102 261H103V263H102ZM118 261H120L121 263L118 262Z\"/></svg>",
  "mask_w": 264,
  "mask_h": 264
}]
</instances>
